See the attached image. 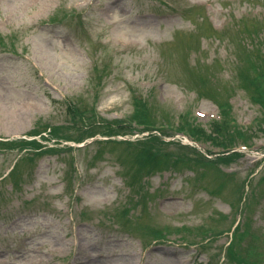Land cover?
Listing matches in <instances>:
<instances>
[{
  "label": "rangeland",
  "instance_id": "1",
  "mask_svg": "<svg viewBox=\"0 0 264 264\" xmlns=\"http://www.w3.org/2000/svg\"><path fill=\"white\" fill-rule=\"evenodd\" d=\"M0 264H264V0H0Z\"/></svg>",
  "mask_w": 264,
  "mask_h": 264
},
{
  "label": "trees",
  "instance_id": "2",
  "mask_svg": "<svg viewBox=\"0 0 264 264\" xmlns=\"http://www.w3.org/2000/svg\"><path fill=\"white\" fill-rule=\"evenodd\" d=\"M221 123H223V122H221ZM20 140V139H19ZM19 140H16V141H19ZM20 143L21 142H23V143H26V144H31V143H33V144H37V141L36 140H28V141H26V140H20L19 141ZM22 146V145H21ZM23 147V146H22ZM43 147V145H41V144H38V148H42ZM36 147H32V149L34 150ZM48 150H51V148H48Z\"/></svg>",
  "mask_w": 264,
  "mask_h": 264
}]
</instances>
